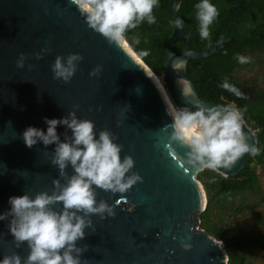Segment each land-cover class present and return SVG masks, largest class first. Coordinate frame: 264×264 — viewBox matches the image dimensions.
Masks as SVG:
<instances>
[{
	"label": "water",
	"instance_id": "water-1",
	"mask_svg": "<svg viewBox=\"0 0 264 264\" xmlns=\"http://www.w3.org/2000/svg\"><path fill=\"white\" fill-rule=\"evenodd\" d=\"M181 3L171 2L173 24L179 18ZM181 38V30L174 24L166 45L162 82L179 108L195 111L196 103L213 107L217 104L199 97L187 65L190 60L215 56L219 44L231 39L215 44L206 53L191 47L186 38L187 46L174 52L172 48ZM49 47L50 54L35 58ZM21 53L29 57L23 69L16 64ZM69 54H80L84 59L71 82L65 84L53 79L51 69L57 56L66 58ZM174 61H183L179 73L173 70ZM29 65L33 66L31 71ZM97 66H102L101 74L90 76ZM145 66L130 49L109 45L91 30L71 0H0V215L10 210L11 197L28 194L35 198L43 191L51 194L53 181L60 179L50 159L55 145L45 148L40 143L29 149L23 132L35 127L46 133L45 118L62 119L76 111L78 119L94 122L97 139L105 129L118 137L114 142L123 146L121 158L132 156V171L144 181L124 194L96 189L98 201L121 203L116 206L115 217H92L96 231L86 229V238L78 242L79 247L88 245L81 259L88 264H228L224 243L199 228L200 215L207 208L206 191L197 179L202 171L186 164L182 168L186 149L168 146L172 129L166 126L172 120L167 99L153 78L155 74ZM178 77L188 81L192 96L183 97L176 83ZM246 126L244 132L248 134L251 127ZM66 131L70 136L64 126L57 128L61 141ZM251 131L256 137L249 143L258 146L263 127ZM248 156L244 155L231 171L220 170L227 176L216 172L235 178L245 169ZM68 173L72 174L71 167ZM8 223L0 221V261L13 252L26 258L30 251L27 243L15 248ZM182 243L191 244V249L185 250Z\"/></svg>",
	"mask_w": 264,
	"mask_h": 264
},
{
	"label": "clouds",
	"instance_id": "clouds-1",
	"mask_svg": "<svg viewBox=\"0 0 264 264\" xmlns=\"http://www.w3.org/2000/svg\"><path fill=\"white\" fill-rule=\"evenodd\" d=\"M71 4L85 18L88 27L102 35L109 45L128 51L126 34L144 22L150 25L156 23L153 11L159 6V0H71ZM179 6L177 4V8ZM195 9L200 38L211 43L210 27L220 14L218 8L210 0H200ZM174 24L180 30L184 27L179 18ZM51 51L50 47L42 49L35 58L43 59L42 53L50 54ZM139 55L147 56L149 53L141 51ZM28 58L21 53L17 67L23 69ZM83 59L80 54H69L66 58L57 56L51 69L53 79L70 83ZM235 59L241 64L251 62L249 57L239 54ZM28 67L30 71L33 68L32 65ZM172 67L179 73L183 61H174ZM102 71V66H97L90 76L98 77ZM176 83L183 97L192 96L186 79L178 77ZM220 87L238 99H247L227 78ZM136 91L139 93L140 89ZM166 102L167 113L172 120L166 126L172 129L168 146L186 149L182 168L186 164L196 172L231 171L244 155L256 157L260 154L259 148L249 143V140L255 139V132L251 129H248V134L244 132L247 127L244 118L246 108L241 110L234 102L213 107L196 103V110L192 111L189 107L175 106L169 99ZM75 107L79 108L78 105ZM44 122L47 125L46 133L42 129L28 127L22 139L29 149L40 143L45 148L55 145L50 159L51 164L58 168L60 179L53 181L51 194L43 191L38 192L35 198L25 194L9 199L11 208L0 215V221L9 222L8 229L14 238L15 248L19 249L27 243L30 251L26 258L15 252L6 255L0 264H88L81 259L88 251V245L79 247L78 242L86 238V229H92L95 233L93 216H99L101 220L115 217L116 206L121 203V200H117L115 205H109L105 200L98 201L96 189L124 194L144 182L138 173L132 171L135 167L133 157L121 158L123 146L114 142L118 137L110 130L100 131L97 139L94 122L78 119L76 111L69 112L62 119L45 118ZM117 123L120 126L121 122ZM59 126L71 132L70 136L68 131L64 133L63 141L57 133ZM69 167L72 169L71 175L68 173ZM185 171L188 169L185 168ZM58 205H62V208L58 209ZM182 247L190 250L192 245L182 243Z\"/></svg>",
	"mask_w": 264,
	"mask_h": 264
},
{
	"label": "trees",
	"instance_id": "trees-1",
	"mask_svg": "<svg viewBox=\"0 0 264 264\" xmlns=\"http://www.w3.org/2000/svg\"><path fill=\"white\" fill-rule=\"evenodd\" d=\"M159 0L153 11L155 24L142 23L126 34L130 48L160 79H163L166 45L174 33L171 2ZM200 0H182L178 12L183 21L182 38L173 46L180 52L187 46L210 52L221 42L218 53L203 60H190L187 74L200 98L216 103H235L244 112L246 123L253 130L263 127L257 146L260 154L248 156L246 167L235 178H225L212 170H204L197 179L207 194V208L200 215L201 226L225 245L228 264H252L253 249L264 251V0H210L219 11L210 27L211 43L202 40L196 19L195 5ZM141 51L149 55L140 56ZM249 57L251 62L241 64L235 56ZM237 87L247 99H238L220 87L223 80ZM223 97V99H221ZM262 179V180H261ZM242 223V227H239Z\"/></svg>",
	"mask_w": 264,
	"mask_h": 264
},
{
	"label": "rangeland",
	"instance_id": "rangeland-1",
	"mask_svg": "<svg viewBox=\"0 0 264 264\" xmlns=\"http://www.w3.org/2000/svg\"><path fill=\"white\" fill-rule=\"evenodd\" d=\"M159 79V78H158ZM162 78L159 79V81L162 83V85L164 84L162 82ZM262 180V179H261ZM264 186V180H262L261 186ZM258 213H264V206H259L258 207ZM239 227H242V223H239L238 225ZM254 253L256 254V257L254 259L251 260L252 264H264V251L258 249V248H254L253 249Z\"/></svg>",
	"mask_w": 264,
	"mask_h": 264
},
{
	"label": "bare ground",
	"instance_id": "bare-ground-1",
	"mask_svg": "<svg viewBox=\"0 0 264 264\" xmlns=\"http://www.w3.org/2000/svg\"><path fill=\"white\" fill-rule=\"evenodd\" d=\"M128 47H129V49L131 50V52L141 61V63L145 66V64L143 63V61L140 59V57L130 48V46H129V44H128ZM145 68H146V66H145ZM147 69V68H146ZM148 70V69H147ZM154 75V74H153ZM153 78L157 81V83L159 84V86H160V88H161V90H162V92H163V94H164V96L166 97V99L168 100H171V98L169 97V94H168V92H167V90H166V88H165V86H164V84L162 85V83L159 81V77H157V76H153ZM159 78V79H158ZM171 102H172V100H171ZM173 103V102H172Z\"/></svg>",
	"mask_w": 264,
	"mask_h": 264
},
{
	"label": "flooded vegetation",
	"instance_id": "flooded-vegetation-1",
	"mask_svg": "<svg viewBox=\"0 0 264 264\" xmlns=\"http://www.w3.org/2000/svg\"><path fill=\"white\" fill-rule=\"evenodd\" d=\"M201 224L199 225V228H200ZM201 229V228H200Z\"/></svg>",
	"mask_w": 264,
	"mask_h": 264
}]
</instances>
